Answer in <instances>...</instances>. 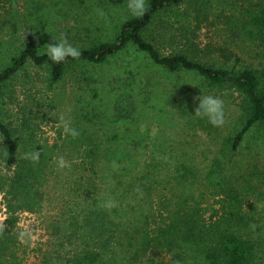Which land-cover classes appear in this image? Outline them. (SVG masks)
Listing matches in <instances>:
<instances>
[{
	"label": "rangeland",
	"instance_id": "1",
	"mask_svg": "<svg viewBox=\"0 0 264 264\" xmlns=\"http://www.w3.org/2000/svg\"><path fill=\"white\" fill-rule=\"evenodd\" d=\"M38 1L0 0V64L29 43L46 52L47 44L54 43L53 38L59 40L62 33L68 41L75 40L71 43L75 47L111 41L121 23L132 16L127 8L128 0H89L78 10L67 2L54 8L52 3L60 0H40L37 4ZM261 5L264 0H193L161 14L151 28L149 40L166 56L187 49L198 50L200 58L208 64L218 61L235 66L239 59L240 66L259 67L262 44L245 34L244 20L248 10ZM149 62L135 48H129L105 65L71 69L54 86L47 69L32 65L9 84L3 119L19 129L21 150L39 151L40 156L46 154L48 163L37 206L34 211L26 210L22 199L11 195L5 184L15 169L6 166L5 146L0 137V227L7 228L14 237L12 249L2 264H75L84 249L95 250L94 243L86 239L84 242L82 238V211L93 197L99 199L101 209L107 211L113 223L117 244L112 243L114 253L107 255L108 260L114 259L113 264H188L184 255L176 258L154 243L139 260H132L125 246H129L130 238L139 239L138 208L131 210L127 206L132 200L123 190L126 180L100 182L101 167L93 169L81 145L76 144L79 136L65 132L60 121L63 116L70 128L82 130L98 142L104 138L106 146H110L107 140H112L114 146L121 144L126 134L144 136L139 157L143 168L162 163L174 178L178 165L193 167L199 175L196 192L200 196L196 203L201 205L210 223L214 211L222 215L221 197L206 189L205 169L221 157L222 149L227 146L225 139L236 125L241 100L235 93H207L198 79L183 76L181 81L195 91L198 104L197 97L205 95L219 97L225 104L226 122L222 127H214L207 118H200L204 127H192L167 105L177 77L167 76ZM126 145L134 147V144ZM263 155L260 143L249 138L236 158L242 162L243 178L249 174L245 165L249 162L263 165ZM58 157L64 158L65 167L58 166ZM86 180H96L97 196ZM166 186L161 187V196L173 199L172 188ZM116 189L122 191L120 195ZM109 200L116 206L104 207ZM256 201L251 197L246 210L258 223L260 230L254 229L262 238L263 248L258 254L262 259L257 264H264V203ZM156 202L160 203L158 199ZM150 223L157 226L154 221ZM142 225L145 231L147 226ZM25 230L31 238L25 237L22 242L19 235ZM148 234L151 238L156 236L151 231Z\"/></svg>",
	"mask_w": 264,
	"mask_h": 264
},
{
	"label": "trees",
	"instance_id": "2",
	"mask_svg": "<svg viewBox=\"0 0 264 264\" xmlns=\"http://www.w3.org/2000/svg\"><path fill=\"white\" fill-rule=\"evenodd\" d=\"M191 1L193 0H146L150 7L144 16H131L124 20L111 41L78 45L77 48L82 53L78 59L69 57L61 63H54L46 52L29 43L20 53L11 55L0 64V137L5 146L6 166L10 170L15 169L13 177L5 184L11 195L22 199L26 210L34 211L45 180L44 168L48 163L46 154L39 156L38 162L25 159V153L34 151L21 150L19 129L3 119L4 99L8 86L15 77L32 65L47 69L51 85L54 86L75 67L102 66L129 48H135L138 55L150 61L152 67L158 68L167 76L177 77L178 80L167 97V105L192 127H204V123L194 115V109L198 106L194 98L195 91L181 81L183 76L198 79L200 87L205 88L207 93L238 94L241 102L236 125L225 139L227 146L222 149L221 157L205 169L208 183L206 189L215 191L221 197L219 204L222 215H219L220 211H214L210 223L205 219L201 205L196 203L200 196L196 192L199 175L193 167L178 165L173 178L170 170L162 166V163L143 168L139 157L144 148V136L126 134V139L120 140L121 144L114 146L112 140H107L110 146H106L104 138L98 142L82 130L78 132L76 144L81 145L83 155L89 159L93 169L101 167L100 182L105 184L109 179H125L123 190L132 200V204L127 206L131 210L138 208L139 239L132 241L130 238L127 241L129 246L125 247L129 249L128 253L132 260L137 261L154 243V246L167 250L176 258L184 255L188 264H257L262 259L258 254L263 248V242L254 229H258V223L246 210V205L251 197L256 202L264 203V164L260 166L252 162L250 165L249 162L245 165L249 168V174L243 178L242 162L236 158H239L249 138L260 143L264 152V5L248 10L247 19L244 20L245 34L258 39L262 44L260 66H240L239 59H236L235 66H228L218 61L217 64L203 62L198 50L187 49L166 56L149 40L151 28L161 14ZM66 2L78 10L85 7L89 0H60L52 5L58 8ZM39 3L40 0L37 4ZM83 31L88 32V28ZM74 41L71 39L69 43ZM125 142L134 144V147H129ZM113 162L116 166H113ZM86 181L90 182L93 194L97 196L99 192L96 180ZM166 185L172 188L173 199L161 196V187ZM118 190L120 189H116L120 195L122 191ZM88 203V207L82 211V238L84 242L86 239L94 243L95 250L84 249L75 264H113L114 259L108 260L107 256L114 253L111 250L112 243L117 244L112 220L107 211L101 209L97 197H93L92 202ZM122 209L126 211L125 207ZM114 212L120 214L117 210ZM150 221L156 222L157 226L152 227ZM142 223L147 226L145 231H142ZM150 231L156 236L151 238L148 234ZM13 243L14 237L7 228L3 229L0 232V264L12 249Z\"/></svg>",
	"mask_w": 264,
	"mask_h": 264
},
{
	"label": "clouds",
	"instance_id": "3",
	"mask_svg": "<svg viewBox=\"0 0 264 264\" xmlns=\"http://www.w3.org/2000/svg\"><path fill=\"white\" fill-rule=\"evenodd\" d=\"M149 7L150 6L147 4L146 0H128L127 2V8L129 9L131 15L136 18L144 16ZM100 15L103 16L104 13L101 11ZM53 40L54 43L47 44L46 54L54 63H61L69 57L72 59H78L81 56L82 53L80 49L69 43L65 34L62 33L59 40H56V38H53ZM197 99L199 100V104L194 109V115L199 118H207L208 122L214 127H222L226 122L225 104L223 99L212 95L200 96L197 97ZM60 121L64 126L65 132L70 133L73 137L79 135L77 130L69 127L63 116H61ZM39 156V151L28 152L24 154L25 159H29L33 162H38ZM57 162L60 168L66 166L63 157H58ZM113 166H116L115 162H113ZM115 206V202L111 200L104 204V207L108 209H111ZM2 231L3 228L0 227V232ZM25 237L31 238V234L27 230L22 231L19 235V238L22 242L25 241Z\"/></svg>",
	"mask_w": 264,
	"mask_h": 264
}]
</instances>
